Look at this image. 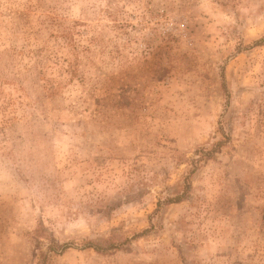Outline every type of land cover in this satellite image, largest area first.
<instances>
[{
    "label": "rangeland",
    "instance_id": "rangeland-1",
    "mask_svg": "<svg viewBox=\"0 0 264 264\" xmlns=\"http://www.w3.org/2000/svg\"><path fill=\"white\" fill-rule=\"evenodd\" d=\"M262 37L264 0H0V264H264Z\"/></svg>",
    "mask_w": 264,
    "mask_h": 264
},
{
    "label": "trees",
    "instance_id": "trees-1",
    "mask_svg": "<svg viewBox=\"0 0 264 264\" xmlns=\"http://www.w3.org/2000/svg\"><path fill=\"white\" fill-rule=\"evenodd\" d=\"M263 40H264V37H262V38H261L259 41H257L254 45H258V44H259L260 42H262ZM201 153H202V154L200 155L198 161H201V160H204V159L210 157V155H211L212 152H211L210 150H207L206 153H204L203 151H202ZM196 162H197V160H196V161H193V163H195V164H196ZM187 178H188V177H187ZM188 183H189V180H187V182H186V186H185V189H184V192H185V193L187 192V189H188ZM180 198H181L180 196L177 197V198L175 199V202H179L180 200H182V199H180ZM84 246H85L84 248H87L89 245L85 244ZM67 248H70V246H68L67 244L63 245V247H62L63 250H65V249H67Z\"/></svg>",
    "mask_w": 264,
    "mask_h": 264
}]
</instances>
